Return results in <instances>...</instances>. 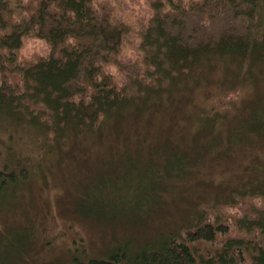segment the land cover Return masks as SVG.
<instances>
[{
  "label": "trees",
  "instance_id": "obj_1",
  "mask_svg": "<svg viewBox=\"0 0 264 264\" xmlns=\"http://www.w3.org/2000/svg\"><path fill=\"white\" fill-rule=\"evenodd\" d=\"M103 1L0 0L4 137L55 148L106 138L130 117L188 102L212 80L194 118L195 140L206 137L210 151L222 110L264 81V0H151L134 22L128 1ZM29 40L43 45L36 58L20 54ZM255 114L262 119L251 115L248 128L263 134L264 105ZM257 165L256 183L199 206L189 225L72 264H264V160ZM29 171L19 157L3 162L0 204Z\"/></svg>",
  "mask_w": 264,
  "mask_h": 264
},
{
  "label": "rangeland",
  "instance_id": "obj_2",
  "mask_svg": "<svg viewBox=\"0 0 264 264\" xmlns=\"http://www.w3.org/2000/svg\"><path fill=\"white\" fill-rule=\"evenodd\" d=\"M121 1H128L134 22L151 0ZM42 49L40 41L29 40L20 54L36 58ZM211 84L175 108L130 117L108 129L111 136L66 147L7 138L0 128V167L19 157L30 169L26 183L0 204V264H72L123 244L138 249L189 225L199 206L227 203L242 183H256L264 133L247 123L264 105V81L222 110L205 151L208 139L195 140L194 118L195 108L209 100L204 95Z\"/></svg>",
  "mask_w": 264,
  "mask_h": 264
}]
</instances>
